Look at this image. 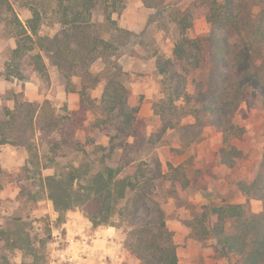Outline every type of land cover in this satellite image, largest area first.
<instances>
[{
  "label": "trees",
  "instance_id": "1",
  "mask_svg": "<svg viewBox=\"0 0 264 264\" xmlns=\"http://www.w3.org/2000/svg\"><path fill=\"white\" fill-rule=\"evenodd\" d=\"M179 1L142 0L146 8L170 19L176 35L171 55L155 62L164 93L155 113L162 129L173 128L187 117H193L198 127L213 126L222 135L219 162L232 168L243 157L233 144L244 133L235 120L237 111L257 96L264 107V0H193L207 7L210 24L208 34L195 38L186 35L192 19ZM29 8L32 16L24 24L13 0H0V27L14 44L4 63L5 78L25 80L21 67L47 77V67L52 66L68 82L84 74L88 80L82 89L102 85L93 126L116 133L109 135L108 148L94 145L93 154L105 152L89 160L90 143L68 141L69 117L59 115L49 100L16 99L0 115V145L25 148L32 160L39 161L36 141L40 140L50 154L44 156V167L56 158L80 154L78 165L43 179L54 210L80 209L94 227L111 226L116 219V228H126V249L140 264H178L175 235L164 205L168 194L179 197L193 189L180 165H168L165 172L145 161L108 165L116 151L115 138L131 136L138 111L130 105L131 92L116 60L117 48L106 37L107 27L117 30L114 15L122 13L125 0H33ZM97 11L102 23L94 21ZM47 24L57 26L51 35L41 34ZM99 61L103 67L90 75L89 68ZM237 186L247 198L261 201V212L248 215L239 204L214 207L210 210L216 216L211 236L223 254L239 256L242 264H264V147L253 180ZM0 240L20 250L29 247V238L20 228L13 232L0 229Z\"/></svg>",
  "mask_w": 264,
  "mask_h": 264
},
{
  "label": "rangeland",
  "instance_id": "2",
  "mask_svg": "<svg viewBox=\"0 0 264 264\" xmlns=\"http://www.w3.org/2000/svg\"><path fill=\"white\" fill-rule=\"evenodd\" d=\"M32 1L13 0L24 24L32 16L29 8ZM179 5L188 10L192 19V27L186 35L195 38L208 34L207 7L193 0H180ZM93 18L102 23L99 11ZM114 19L118 28L107 27L106 37L111 38L117 48L116 60L125 72V81L131 92L130 105L138 111L131 136L124 138L119 134L115 138L116 151L108 165L145 161L152 168L159 165L164 172L168 165H180L193 189L179 197L168 194L164 205L168 226L175 235L178 264H242L239 256L223 254L211 236L216 216L210 210L237 204L242 205L248 215L262 210L261 201L247 198L237 186L239 182L253 180L263 153L264 107L259 96L243 104L235 115L244 133L233 144L243 157L234 167L228 168L219 162L222 135L213 126L198 127L193 125V117H187L173 128L162 129L155 113L156 104L164 98L162 77L157 73L155 62L159 57L171 55L176 37L170 19L146 8L142 0H125L124 10L118 17L114 15ZM56 29L57 26L47 24L41 34L51 35ZM13 46V40L0 27V115L4 107L12 108L16 99L34 103L47 99L59 115L69 117L65 127L68 141L89 142V160L99 159L105 151L98 150L93 154L94 145L108 148L109 135L116 133L114 129L106 133L93 126L94 105L100 101L102 85L82 89L88 76L79 74L68 82L52 66L47 67V77L21 67L25 80L7 79L4 63ZM102 67V62H96L88 72L96 75ZM36 143L39 161L32 160L25 148L0 145V229L13 232L20 228L23 236L29 238V247L21 250L0 240V264H50L51 228L61 226L68 215L81 216L92 228H115L126 249V228H116L118 220H111V226L94 227L80 209L54 210L43 187L44 177L70 165H78L82 156L56 158L54 164L44 167L45 155H50L48 146L40 140Z\"/></svg>",
  "mask_w": 264,
  "mask_h": 264
},
{
  "label": "crops",
  "instance_id": "3",
  "mask_svg": "<svg viewBox=\"0 0 264 264\" xmlns=\"http://www.w3.org/2000/svg\"><path fill=\"white\" fill-rule=\"evenodd\" d=\"M62 225L67 240L75 236L86 239L83 243L70 245L75 259L72 264H139V260L123 247L115 228H92L88 221L77 215H68Z\"/></svg>",
  "mask_w": 264,
  "mask_h": 264
},
{
  "label": "built area",
  "instance_id": "4",
  "mask_svg": "<svg viewBox=\"0 0 264 264\" xmlns=\"http://www.w3.org/2000/svg\"><path fill=\"white\" fill-rule=\"evenodd\" d=\"M85 241L86 239H81L79 236H75L73 239L67 240L65 227L63 225L53 226L49 236L50 264H72L75 259L71 255L72 250L70 249V245L77 244V242L83 243ZM108 264H115V262Z\"/></svg>",
  "mask_w": 264,
  "mask_h": 264
}]
</instances>
